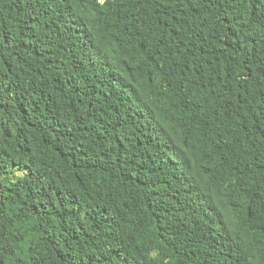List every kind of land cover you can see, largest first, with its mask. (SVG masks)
<instances>
[{"label":"trees","instance_id":"1","mask_svg":"<svg viewBox=\"0 0 264 264\" xmlns=\"http://www.w3.org/2000/svg\"><path fill=\"white\" fill-rule=\"evenodd\" d=\"M0 264H264V0H0Z\"/></svg>","mask_w":264,"mask_h":264},{"label":"water","instance_id":"2","mask_svg":"<svg viewBox=\"0 0 264 264\" xmlns=\"http://www.w3.org/2000/svg\"><path fill=\"white\" fill-rule=\"evenodd\" d=\"M1 198H2V196H1V186H0V201H1Z\"/></svg>","mask_w":264,"mask_h":264}]
</instances>
